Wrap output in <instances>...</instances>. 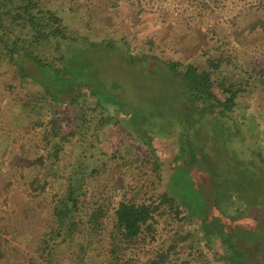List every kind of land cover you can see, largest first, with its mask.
<instances>
[{
	"label": "trees",
	"instance_id": "obj_1",
	"mask_svg": "<svg viewBox=\"0 0 264 264\" xmlns=\"http://www.w3.org/2000/svg\"><path fill=\"white\" fill-rule=\"evenodd\" d=\"M59 3L69 6L72 13L92 5L88 0ZM115 7L113 3L106 14ZM256 7L264 14V0H258ZM258 27L264 30V17L251 31ZM90 34L85 29L83 34L74 32L65 17L44 0H0L1 105L7 107L14 126H29L36 135L29 152H18L12 147L16 133L0 127V200L4 197L8 208L0 213V264H251L240 245V228L223 230V219L231 218L235 224L246 215L240 214L238 203L231 204V192L238 202L241 199L245 210L257 206L256 212L264 213V203L248 197L249 192L223 174L220 178L225 184H219V179L214 182L223 218H209V201L195 175L205 164L209 177L219 176L209 157H199L189 129L197 116L202 121L227 122L244 100L263 87V50H259L262 62L250 69L224 45L204 48L193 60H176L164 59L153 50L138 51L133 42H127L126 34L100 42ZM118 43L131 65L154 60L166 66L167 83L176 93L175 104L187 110L183 116L172 117L187 129L180 136V154L184 161L197 162L192 175L206 208L185 195L172 169L164 185L161 173L155 174L162 187L152 182V195L147 199L137 198L138 193L129 195L130 182L114 187L110 178L104 180L110 170L107 161L120 169L119 174L123 168L136 169L145 163L134 146H129L126 154L119 148L110 154L96 152L107 128L122 130L121 110L110 101L112 86L110 92L94 88L91 81L95 76L86 61L89 63L93 49L105 44L116 51ZM89 44L91 48L85 50ZM74 45L85 48L75 55L71 51ZM71 93L77 94L65 99ZM254 104L249 114L253 116L236 119L232 138L242 136L251 141L259 136L258 132L251 136L246 132L247 119L253 122L264 110V103ZM142 143L148 148V157L159 163L151 138ZM255 147L248 149L251 162L264 176V154ZM224 171L220 169V173ZM14 183L18 188L12 195ZM190 185L194 189L195 184ZM15 195L23 201L15 200ZM244 195L254 201L251 208Z\"/></svg>",
	"mask_w": 264,
	"mask_h": 264
},
{
	"label": "rangeland",
	"instance_id": "obj_2",
	"mask_svg": "<svg viewBox=\"0 0 264 264\" xmlns=\"http://www.w3.org/2000/svg\"><path fill=\"white\" fill-rule=\"evenodd\" d=\"M44 1L65 17L74 32L83 34L84 29L90 31L91 39L96 42L113 37L118 40L121 34H126L127 42H133L138 51L150 53L153 50L164 59L176 60H193L200 56L204 48L224 45L227 50L235 52L238 61L250 69L259 65L263 59L259 50L264 52V30L258 27V30L251 31L253 25L264 17L262 11H257L258 0H88L92 3L90 9L80 7L74 13L69 10V6L59 3V0ZM113 3L117 7L107 15L106 11ZM133 36L136 38L133 39ZM91 46L89 44L85 48V45H74L71 51L76 55L82 53L84 48L89 50ZM118 48L116 51L110 50L104 44L93 49L89 63L86 61L95 76L91 81L94 88L102 87L104 91L110 92L112 86L110 101L121 110L122 130H119L120 127L107 128V132L101 135L102 146L98 143L96 152L106 151L110 154L114 148H119L126 154L127 148L134 146L141 152L145 163H139L136 169L123 168L119 174L120 169L105 159L103 161H107L110 170L104 180L110 178L114 187L130 182L132 190L129 195L138 193L137 198L147 199L152 195V182H155L157 188L162 187L155 174L161 173L164 185L167 184L172 169L176 173L174 179L181 182L185 195L191 201L206 208L207 202L197 180L209 201V218H223L218 206L220 201L214 191V182L219 179V184L224 183L220 175L226 174L238 183L242 191L249 192L251 196L246 194L248 197L264 203V176L251 162L252 151L248 150L256 146L258 152L264 154V110L259 112L257 118H253V122L251 119L246 121L247 134L251 136L253 132H258L259 136H254L251 141L244 140L242 136L231 137L236 119L253 116L249 114L254 110V103H264V84L251 99L242 102L240 109L227 122L202 121L200 117H196L189 133L198 148L199 157L203 159L204 155L210 158L213 172L216 173L217 170L219 178H213L212 175L209 177L208 167L201 164L194 181L192 174L195 173L197 162H189L188 158L184 161L180 154L183 147L180 136L185 135L187 129L180 120L172 118L185 115L187 110L175 104L176 93L167 83L166 66L154 60L131 65L124 59V47L118 43ZM27 63V67L34 73L30 62ZM76 94L66 95L65 99L73 98ZM1 104L3 103L0 101V127L4 132L16 133V142L12 144L16 151L29 152L30 146L35 143L34 131L29 126H14L7 107ZM148 138H151L152 147L156 148L159 163L148 157V148L142 143ZM243 141L247 145L242 144ZM220 169L226 172L220 173ZM192 183L195 184L194 189L191 188ZM15 188H18L17 183L10 189L12 195L16 194L13 193ZM229 195L232 197L231 204L238 203L237 207L242 208L240 214L246 215L237 219L235 224L231 218H224L222 229L230 232L234 228H240L243 237L240 245L246 249L251 264H264V213L259 210L260 214L257 213V206H254L256 209L253 211L245 210L240 206L241 199L238 202L232 192ZM246 195V203L251 208L254 201ZM14 199L23 201L16 195ZM3 201L4 197L0 200V213L8 210ZM230 212L233 213L232 210ZM253 212L254 215L250 216Z\"/></svg>",
	"mask_w": 264,
	"mask_h": 264
}]
</instances>
